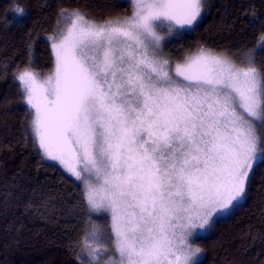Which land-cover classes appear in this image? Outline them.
Segmentation results:
<instances>
[{
    "label": "snow or ice",
    "instance_id": "obj_1",
    "mask_svg": "<svg viewBox=\"0 0 264 264\" xmlns=\"http://www.w3.org/2000/svg\"><path fill=\"white\" fill-rule=\"evenodd\" d=\"M130 2V17L102 24L61 9L70 27L47 38L54 74L14 79L34 146L80 185L91 226L73 244L77 264H196V230L243 206L264 166V66L253 50L239 66L204 46L170 61L162 41L195 31L207 4ZM93 215L110 217L107 233Z\"/></svg>",
    "mask_w": 264,
    "mask_h": 264
},
{
    "label": "trees",
    "instance_id": "obj_2",
    "mask_svg": "<svg viewBox=\"0 0 264 264\" xmlns=\"http://www.w3.org/2000/svg\"><path fill=\"white\" fill-rule=\"evenodd\" d=\"M205 3L195 31L164 44L169 58L181 60L208 46L235 57L253 50L256 65L264 66V50L256 49L264 35V0ZM15 6L27 12L22 19L14 18ZM61 9L105 20L128 15L132 6L127 0H0V264H77L80 249L73 244L91 226L79 200L80 185L34 146L32 113L14 79L24 69L41 74L54 69L47 38L67 26L58 23ZM255 167L243 206L197 239L204 250L197 264H264V166ZM91 221L108 232V216L93 215Z\"/></svg>",
    "mask_w": 264,
    "mask_h": 264
},
{
    "label": "rangeland",
    "instance_id": "obj_3",
    "mask_svg": "<svg viewBox=\"0 0 264 264\" xmlns=\"http://www.w3.org/2000/svg\"><path fill=\"white\" fill-rule=\"evenodd\" d=\"M127 1L130 2V0H127ZM204 2H205V0H204ZM130 3H131V2H130ZM15 7H16V6H15ZM15 7H14V8H15ZM20 8H21V7H20ZM22 9H23V8H22ZM23 10H24V9H23ZM13 11H14V10H13ZM81 13H82V12H81ZM132 13H133V8H132V10H131V13H129L128 15L123 16V17H116V18H110V19H105V20H99V19H95V18H93V17H89L88 15H86V18H89V19H91V20H94V21L97 22V23H101V24H102V23H104V22H106V21H110V20H111V21H116V20H121V21H122L125 17H130V16L132 15ZM26 14H27V12H26L25 10H24V15H18L15 11H14V13H13L14 18H16V19H22ZM205 14H206V12L202 13V18L204 17ZM201 20H202V19H201ZM67 27H70V25H67L66 27H64V29H63L62 32H66V28H67ZM158 31H159V30H158ZM61 34H62V33H61ZM61 34H60L58 37L53 38L52 42H56V41L60 38ZM159 34H160L161 36H164V32H163V31H159ZM173 37H175V36L167 37L165 41H162L163 45L166 43V41H168L169 39H171V38H173ZM200 47H201V46H200ZM200 47H199V48H200ZM204 47H206V48H208V49H212V50H214V53H215V54L220 55V56H222V57H226V58L232 60L234 63H237L239 66H243V64L241 63V60L244 59L246 55H239L238 57H235V56H231V55H229V54H227V53H224V52H223V53H222V52H219V51L213 49L212 47H208V46H204ZM199 48H197V49H199ZM197 49H196L195 51H193L192 53L188 54V56H191L193 53H195V52L197 51ZM52 50H53V49H52ZM164 52H165V48H164ZM53 54H54V50H53ZM165 54H166L165 58H167V59H169L170 61H172V59L169 58V56L167 55V53H165ZM183 59H184V58H183ZM183 59H181V60H175V61H177V62H182ZM24 70L32 71L34 74L37 75V78H38L39 80H45V79L51 77V76L54 74V72H55V67H54V69H53L50 73H48V74H41V73H39V72H37V71H35V70H32V69H24ZM50 161H52V160H50ZM53 162H55V163H57L58 165H60L58 161H53ZM60 166H61V165H60ZM61 167L63 168V166H61ZM63 169H64V168H63ZM64 170H65V169H64ZM65 171H66V170H65ZM66 172H67V171H66ZM69 175H70V174H69ZM106 216H107V215H106ZM227 216H228V215H227ZM227 216H225V217H227ZM108 217H109V216H108ZM225 217L217 218V219L213 222L212 226H211L210 228L206 229V230L201 231V230L197 229V230H196V233H195L194 236L191 238V240H190L191 248H192V249H197V248H199V249L201 250V254H200L198 257H194V259H196V264H197V263H198V262L204 257V250H203V248L201 247V245H200L199 243H196L197 239H198L200 236H207V235H209L210 233H212V229H213V226H214L215 222H216L217 220H220L221 218H225ZM109 222H110V217H109ZM109 224H110V223H109ZM89 243H90V246H92V247H99V248H101V249L107 248V249H108V253H107L108 256H113V255H115V254L111 251V245H110V244H103V245H101V244H99V243H97V242H89ZM117 258H118V257H117ZM85 259L87 260V257H85ZM104 259H107V256H105Z\"/></svg>",
    "mask_w": 264,
    "mask_h": 264
}]
</instances>
